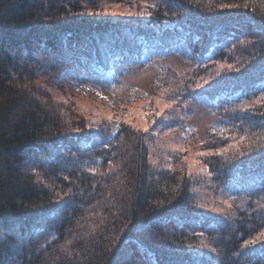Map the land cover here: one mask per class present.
I'll return each instance as SVG.
<instances>
[{"label":"trees","instance_id":"1","mask_svg":"<svg viewBox=\"0 0 264 264\" xmlns=\"http://www.w3.org/2000/svg\"><path fill=\"white\" fill-rule=\"evenodd\" d=\"M83 42L104 70L165 48L192 64L149 85L172 117L207 98L191 160L153 142L177 118L145 131L55 97ZM262 234L264 0H0V264H264Z\"/></svg>","mask_w":264,"mask_h":264},{"label":"rangeland","instance_id":"2","mask_svg":"<svg viewBox=\"0 0 264 264\" xmlns=\"http://www.w3.org/2000/svg\"><path fill=\"white\" fill-rule=\"evenodd\" d=\"M143 1L150 3L156 0ZM109 5L108 8L113 14L125 12L126 9V12H129V7L121 3L116 4L113 2ZM74 49L78 54V64H80L78 68L81 70H76V63L70 61L66 65V68H68L66 72H64L66 68L64 71H57L59 77L61 74L70 79L69 84L66 85L59 83L57 79H51L48 85L54 88V92L57 91L54 94L56 98L69 97L74 99L80 105L81 113L86 117L95 114V117L100 118L99 114H101L112 124L115 121L119 123L121 119L129 124L131 123L133 127H146V129L154 124L147 117V114L153 115L157 119L160 118L161 122L167 123L177 118L178 128L176 126V128L171 129L170 124H168V128L165 127L167 124H159L157 126L158 130H154L152 139L156 144V150L160 151L166 147L172 149L178 147L186 153L189 160H191L192 153L189 143L192 140L189 142V139L183 138L184 133H193L200 140L203 138L207 126H213L214 128L217 126L216 116L205 108L207 100L205 97L182 101L183 108L176 110L175 116L172 117L173 115L171 116L168 111L171 110L173 105L165 101L163 90H159L160 94H155L153 97L149 93V85L156 74L163 73L166 68H171L178 75H184L192 67V64L180 57L175 51L165 48L154 52L152 55L147 53L142 54L140 57L127 55L114 69L104 70L95 62L91 55V49L85 42L75 46ZM73 87L79 92L75 91ZM154 108L157 111L152 113L149 109ZM181 129L184 131L182 132ZM176 131L179 132L178 137ZM254 178L251 175L248 180ZM238 182L246 183L247 178H238ZM244 183L236 186V189L241 193L249 185V182ZM36 236L39 239L44 237L40 231H36Z\"/></svg>","mask_w":264,"mask_h":264},{"label":"snow or ice","instance_id":"3","mask_svg":"<svg viewBox=\"0 0 264 264\" xmlns=\"http://www.w3.org/2000/svg\"><path fill=\"white\" fill-rule=\"evenodd\" d=\"M221 7H224V5H221ZM231 67V66H230ZM158 114V113H157ZM147 129L145 128V131H146ZM262 235H264V234H262ZM249 243H255V240H253V241H251V242H249Z\"/></svg>","mask_w":264,"mask_h":264}]
</instances>
